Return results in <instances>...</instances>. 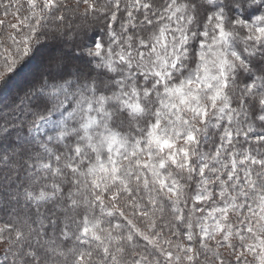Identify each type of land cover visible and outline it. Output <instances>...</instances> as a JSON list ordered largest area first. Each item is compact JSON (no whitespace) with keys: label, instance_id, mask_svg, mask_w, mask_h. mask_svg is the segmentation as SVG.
<instances>
[{"label":"snow or ice","instance_id":"obj_1","mask_svg":"<svg viewBox=\"0 0 264 264\" xmlns=\"http://www.w3.org/2000/svg\"><path fill=\"white\" fill-rule=\"evenodd\" d=\"M0 15V264H264V0Z\"/></svg>","mask_w":264,"mask_h":264},{"label":"rangeland","instance_id":"obj_2","mask_svg":"<svg viewBox=\"0 0 264 264\" xmlns=\"http://www.w3.org/2000/svg\"><path fill=\"white\" fill-rule=\"evenodd\" d=\"M0 19H5L6 20V23H15V19L13 17H3V15H0ZM0 35H4V33H0ZM28 63L27 65L24 66V68L20 71V72H17L14 76H13V79H17L18 81H14V80H11V84H14L15 86L17 84H21V85H26L27 82H28V72H29V69H31L34 65H35V62L34 63ZM10 83V82H9ZM14 90H6L5 89V93H3V95H8L10 92H13Z\"/></svg>","mask_w":264,"mask_h":264},{"label":"trees","instance_id":"obj_3","mask_svg":"<svg viewBox=\"0 0 264 264\" xmlns=\"http://www.w3.org/2000/svg\"><path fill=\"white\" fill-rule=\"evenodd\" d=\"M32 63H34V61H31ZM30 63V62H29ZM31 63V64H32ZM30 70V69H29ZM12 80H14V81H18L17 79H13L12 78ZM12 82L10 81V83L8 84V86L7 87H5L2 91H0V94H2L3 95V93H5V89L6 90H14L13 92H15L16 90H18V89H22V88H24V87H26V85H21V84H17L16 86L14 85V84H12L11 86H10V84H11Z\"/></svg>","mask_w":264,"mask_h":264}]
</instances>
